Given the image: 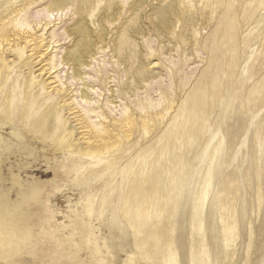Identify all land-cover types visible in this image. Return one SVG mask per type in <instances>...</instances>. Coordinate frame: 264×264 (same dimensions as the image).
I'll return each instance as SVG.
<instances>
[{
  "label": "rangeland",
  "instance_id": "obj_1",
  "mask_svg": "<svg viewBox=\"0 0 264 264\" xmlns=\"http://www.w3.org/2000/svg\"><path fill=\"white\" fill-rule=\"evenodd\" d=\"M0 74V264H264V0H0Z\"/></svg>",
  "mask_w": 264,
  "mask_h": 264
},
{
  "label": "bare ground",
  "instance_id": "obj_2",
  "mask_svg": "<svg viewBox=\"0 0 264 264\" xmlns=\"http://www.w3.org/2000/svg\"><path fill=\"white\" fill-rule=\"evenodd\" d=\"M235 18H237V17H235V15H226V17L225 18H222V23L221 24H223L222 26H223V29L221 30H219V33H218V31H216V33L215 34H213L212 35V37L209 39V41H208V44L206 45L207 46V49H208V51H210V53H212L211 55L213 56V57H215L216 59H217V61H215V58H214V62H217L216 63V67L217 66H219L218 68H220V66H227L228 68H234V70H235V67L237 66V65H239L238 63V61L240 60H236L235 59V57L232 55V53H230V52H232L233 51V49H236V42L235 43H231V41H230V37H231V34L234 32V25H233V23H232V21L233 20H235ZM220 21V22H221ZM236 23V22H235ZM237 31V30H236ZM236 35H237V33H236ZM236 41V40H235ZM224 47V48H223ZM218 49H220V50H218ZM217 50H218V52H217ZM207 51V52H208ZM238 51V50H237ZM7 52V51H6ZM233 54L235 55V52L233 51ZM241 56V55H240ZM224 60V61H223ZM214 62L211 64V66H213L214 67ZM254 62V61H253ZM253 62H251V63H253ZM261 62V61H260ZM18 64H20L19 65V67L18 68H21V66H24V62H23V60H20L19 62H18ZM41 64V63H40ZM242 64V63H241ZM250 65V64H249ZM241 66V65H240ZM254 66V65H253ZM252 66V67H253ZM227 67H225V68H227ZM12 70H14V68L12 69ZM9 71V70H8ZM4 72L5 73V75L3 76H1V74H0V76H1V78H7L8 76H9V72ZM15 71V70H14ZM218 72V71H217ZM16 73V72H15ZM14 73V74H15ZM231 77V76H230ZM20 84H22L21 86H20V88H21V90H26V91H32L31 90V88H32V86H30L27 82H21ZM34 84V83H33ZM19 85V84H18ZM35 85V84H34ZM208 86H210V85H208ZM212 86V85H211ZM14 88H15V86H14ZM33 88H35V87H33ZM207 89H210V88H207ZM12 91V90H11ZM208 92H209V90H208ZM210 92H211V90H210ZM14 93H16L17 95L15 96V97H13L12 98V100H11V104L12 105H14V109L17 107V109H18V111H20V106L21 105H23V104H25L24 102V100H27L26 99V97L25 98H21V96H22V92H14ZM214 95V94H213ZM211 96V95H210ZM216 96H218L217 94H216ZM208 97H209V94H208ZM5 98L7 99V96L5 95ZM10 99V98H9ZM64 100V99H63ZM211 100H212V97H211ZM59 101V100H58ZM58 101H56V100H52L51 102H52V105H53V103L56 105V103H58ZM210 101V100H209ZM213 101V100H212ZM211 101V102H212ZM3 102V101H2ZM27 102V101H26ZM214 102V101H213ZM2 104H4V102L2 103ZM29 104H30V102H29ZM29 104L27 103V105L28 106H25V108L23 109L24 111H26V112H28L27 114H29L30 112H31V110H30V108H31V106H29ZM68 104V103H67ZM10 105V104H9ZM76 105V104H75ZM216 105V104H215ZM222 105V104H221ZM220 104L218 105V106H221ZM23 107V106H22ZM6 108H7V104H6ZM208 108V107H207ZM7 109H5L4 111H6ZM22 110V111H23ZM68 110H70V113H71V111L73 110V108L72 109H68ZM209 110V109H208ZM15 111H16V109H15ZM204 111V110H203ZM213 111V110H212ZM17 114H19L18 112H17ZM22 114V116H21V118L23 117V114L24 113H21ZM5 115V114H4ZM7 115V114H6ZM6 115H5V117H6ZM16 115V114H15ZM25 115V114H24ZM72 116H74L73 117V119H75V123H77L78 121H80V123L81 124H77L74 128H76L78 125L79 126H81V127H79V129L80 130H82L81 132H83V134H84V132H87L88 130H87V128H89V127H87V121H85V119L84 118H82L81 117V119L79 118V116L76 114L75 115V113H73L72 112V114H71ZM3 116V115H2ZM17 116H20V115H17ZM56 116V115H55ZM183 116V115H182ZM9 117V116H8ZM3 118V117H2ZM11 118H15V117H11ZM28 118H29V116H27L26 117V121H28ZM24 119H25V117H24ZM32 119V118H31ZM184 119V118H183ZM17 120L19 121V119L17 118ZM30 120V119H29ZM31 122V121H30ZM20 123H22L21 121H20ZM79 123V122H78ZM90 123V122H89ZM73 124V123H72ZM31 125V124H30ZM32 126V125H31ZM134 126V125H133ZM29 127V126H28ZM110 127V126H109ZM59 129V128H58ZM78 129V130H79ZM83 129H85V131L83 130ZM77 130V131H78ZM87 130V131H86ZM94 130V129H93ZM172 130V129H171ZM96 131V130H95ZM98 131V130H97ZM178 131V130H177ZM76 132V131H75ZM88 132H90V131H88ZM99 132V131H98ZM171 132H174L173 130L171 131ZM176 132V131H175ZM92 135V134H91ZM81 136V135H80ZM83 136V135H82ZM89 136V135H88ZM94 137V136H93ZM109 139V138H108ZM90 140V139H89ZM83 141V140H82ZM81 141V142H82ZM107 141V140H106ZM94 142V141H93ZM7 143V142H6ZM105 143V142H104ZM103 143V144H104ZM84 144V143H83ZM102 144V145H103ZM94 145V144H93ZM105 145V144H104ZM99 146V145H98ZM96 147V146H95ZM98 148V147H97ZM90 149V148H89ZM100 149H101V147H100ZM94 150V149H93ZM94 152V151H93ZM83 154H84V152H83ZM87 155V154H86ZM90 155V154H89ZM85 157V156H84ZM89 158V157H88ZM187 158V157H186ZM179 162V161H178Z\"/></svg>",
  "mask_w": 264,
  "mask_h": 264
}]
</instances>
